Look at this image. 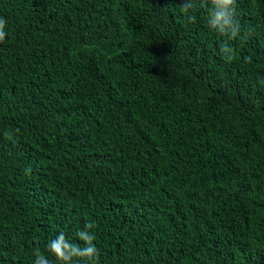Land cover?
Masks as SVG:
<instances>
[{
    "label": "trees",
    "instance_id": "16d2710c",
    "mask_svg": "<svg viewBox=\"0 0 264 264\" xmlns=\"http://www.w3.org/2000/svg\"><path fill=\"white\" fill-rule=\"evenodd\" d=\"M184 2L0 0V264H264V0Z\"/></svg>",
    "mask_w": 264,
    "mask_h": 264
},
{
    "label": "clouds",
    "instance_id": "9594fccd",
    "mask_svg": "<svg viewBox=\"0 0 264 264\" xmlns=\"http://www.w3.org/2000/svg\"><path fill=\"white\" fill-rule=\"evenodd\" d=\"M213 8L211 9L210 22L209 27L215 29L222 35L229 36L230 39H235L239 34V26L234 23V13H235V3L236 0H211ZM192 8V3L190 0H185L182 5V11L188 12L189 9ZM188 19L192 22L195 21L194 16L188 17ZM5 21L0 19V42H2L5 38ZM221 51L228 52L230 49L227 45H222ZM87 227H93L92 224L87 225ZM78 236L86 241V246L82 253H79V248L75 249L81 257H87L92 264H95V260L92 258L96 256L98 258V249L92 243L95 237L93 235H88L86 232H79ZM65 236L63 233H60L56 239L52 240L48 244V251L51 252L55 258L62 262L70 260V256L67 254V249L69 245L65 243ZM36 260L35 264H50V261L36 250L35 252Z\"/></svg>",
    "mask_w": 264,
    "mask_h": 264
}]
</instances>
